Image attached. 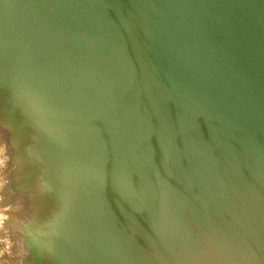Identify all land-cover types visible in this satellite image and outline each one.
<instances>
[{
    "label": "water",
    "instance_id": "obj_1",
    "mask_svg": "<svg viewBox=\"0 0 264 264\" xmlns=\"http://www.w3.org/2000/svg\"><path fill=\"white\" fill-rule=\"evenodd\" d=\"M0 130L33 264H264V0H0Z\"/></svg>",
    "mask_w": 264,
    "mask_h": 264
},
{
    "label": "flooded vegetation",
    "instance_id": "obj_2",
    "mask_svg": "<svg viewBox=\"0 0 264 264\" xmlns=\"http://www.w3.org/2000/svg\"><path fill=\"white\" fill-rule=\"evenodd\" d=\"M8 139L9 136L0 130V207L8 208H0V264H33L36 258L26 253L21 242L22 233L15 224V216L19 221L26 218L27 210H21L25 204L18 200V191L27 169L18 164L14 153L7 155L4 147Z\"/></svg>",
    "mask_w": 264,
    "mask_h": 264
}]
</instances>
